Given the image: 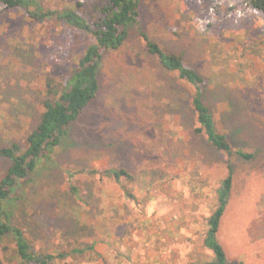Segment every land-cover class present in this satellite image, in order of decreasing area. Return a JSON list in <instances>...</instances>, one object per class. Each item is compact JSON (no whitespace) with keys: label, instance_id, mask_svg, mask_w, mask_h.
Wrapping results in <instances>:
<instances>
[{"label":"rangeland","instance_id":"rangeland-1","mask_svg":"<svg viewBox=\"0 0 264 264\" xmlns=\"http://www.w3.org/2000/svg\"><path fill=\"white\" fill-rule=\"evenodd\" d=\"M41 1L74 9L90 0ZM219 1L142 0L140 23L155 43L182 54L206 79V104L225 119L220 127L230 132L233 148L253 159H227L194 133L192 88L166 72L131 27L125 43L101 61L97 97L31 174L13 207V224L40 260L208 264L212 254L202 245L207 219L231 164L234 184L218 240L228 261L264 264V17L248 10L208 27ZM57 32L20 12L0 14V146L25 147L42 113L45 79L60 82L72 48L90 41L77 33L58 50L65 38ZM9 165L0 159V179ZM119 168L134 177L135 201L113 181L89 173ZM0 264H19L7 237Z\"/></svg>","mask_w":264,"mask_h":264},{"label":"trees","instance_id":"trees-1","mask_svg":"<svg viewBox=\"0 0 264 264\" xmlns=\"http://www.w3.org/2000/svg\"><path fill=\"white\" fill-rule=\"evenodd\" d=\"M141 4L142 0H90L86 8L82 2H76L74 9H52L41 0H0V14L20 12L32 23L50 22L57 27L58 36L65 38L64 41H58V50L68 48V41L77 33L90 39L88 43L72 48V64L60 75V82L52 76L45 79L42 113L38 124L27 136L25 147L20 148L18 144L0 146V159L10 162L0 179V246L6 237L13 240L19 264H47L53 261V256L46 255L44 260H40L34 254L23 231L12 222L13 207L24 198L23 190L30 185L31 174L43 160L52 155L70 125L97 97L101 61L108 51L117 50L125 43L131 27L137 29L146 51L161 67L192 88L190 106L195 115L194 133L227 159L238 157L243 161H251L254 157L253 153L241 147L233 148L229 141L230 132L221 129L224 118L215 114L206 104V79L186 64L182 54L161 48L142 29L139 14ZM217 4L209 12L212 19L206 20L208 27L214 23L212 21L219 22L229 15L242 14L248 10L264 17V0H220ZM89 173L98 176V180L99 177H105L113 181L126 199L136 200L134 177L127 169ZM233 184V166L228 164L227 174L216 188L215 205L207 219L202 241L203 247L212 254L208 264H235L228 261L218 240L220 222L231 198ZM70 190L77 199L88 204L85 197L81 196L80 189L71 186Z\"/></svg>","mask_w":264,"mask_h":264}]
</instances>
